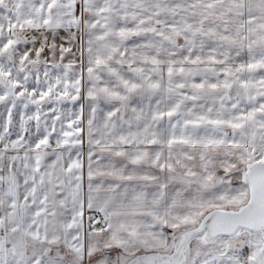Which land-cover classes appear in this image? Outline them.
I'll use <instances>...</instances> for the list:
<instances>
[{
  "label": "snow or ice",
  "instance_id": "obj_1",
  "mask_svg": "<svg viewBox=\"0 0 264 264\" xmlns=\"http://www.w3.org/2000/svg\"><path fill=\"white\" fill-rule=\"evenodd\" d=\"M0 264H264V0H0Z\"/></svg>",
  "mask_w": 264,
  "mask_h": 264
}]
</instances>
